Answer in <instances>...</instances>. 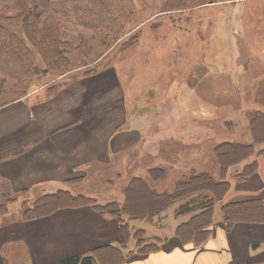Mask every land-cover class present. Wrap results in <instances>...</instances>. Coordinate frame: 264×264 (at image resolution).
Here are the masks:
<instances>
[{
	"label": "rangeland",
	"instance_id": "374dc122",
	"mask_svg": "<svg viewBox=\"0 0 264 264\" xmlns=\"http://www.w3.org/2000/svg\"><path fill=\"white\" fill-rule=\"evenodd\" d=\"M143 1L146 6L133 0L136 19L118 36L113 31L93 34L80 25L69 26L67 37L73 49L64 54L69 61L67 67L48 70L37 61L41 72L35 78L0 77L2 106L27 95L33 100L48 97L50 87L77 82L83 74L88 78L93 70H100V76L105 72L121 74L120 85L111 94L123 95L124 105L133 112L137 125L146 126L141 129L151 142L126 152L122 156L124 164L91 167L80 173L77 182L70 180L59 188L87 196L99 204L122 202L123 190L134 177L144 179L160 192H171L176 181L192 172L207 171L218 180L213 148L224 142L252 144L251 125L264 123H252L256 112L264 113V0L190 2L183 10L160 17L158 0ZM170 17L172 22L168 21ZM136 32L139 41L128 48ZM104 66L108 67L102 70ZM112 100L120 102L110 95L108 101ZM263 148L264 143L254 145L252 158L258 157ZM252 158L227 170V193L213 207L221 222L224 220L220 207L233 200L228 198L231 189L243 187L244 183L236 185L237 175L243 173ZM156 167L165 174L154 182L148 169ZM258 169L264 176V156L258 157ZM56 190L47 186L45 190L31 189L10 195L0 191V220L21 217L39 195ZM234 193L238 192L229 194ZM248 198L253 197L245 199ZM182 203L173 205L151 222H128L131 233L141 230L139 236L147 240L175 237L176 228L199 213L175 219L173 210ZM132 238L129 247L134 250Z\"/></svg>",
	"mask_w": 264,
	"mask_h": 264
},
{
	"label": "crops",
	"instance_id": "0c3cea01",
	"mask_svg": "<svg viewBox=\"0 0 264 264\" xmlns=\"http://www.w3.org/2000/svg\"><path fill=\"white\" fill-rule=\"evenodd\" d=\"M119 80V72L98 73L67 82L56 96L33 100L27 95L0 106V191L60 190L86 169L124 164L126 152L147 146L145 126L136 124L121 93L111 94ZM109 94L120 102L108 101ZM235 183L246 187L231 189L238 193L229 192V199L264 201L259 169L248 181ZM213 214L203 245L160 237L158 251L126 254L123 264H264V223H239L226 232L218 212ZM108 244L119 247L115 221L88 207L32 221L0 220V264H60Z\"/></svg>",
	"mask_w": 264,
	"mask_h": 264
},
{
	"label": "trees",
	"instance_id": "16d2710c",
	"mask_svg": "<svg viewBox=\"0 0 264 264\" xmlns=\"http://www.w3.org/2000/svg\"><path fill=\"white\" fill-rule=\"evenodd\" d=\"M138 1L142 6H146L143 0ZM197 1L211 3L213 0H158L157 15H170L174 11L183 10L190 2ZM0 8V77L20 80L37 77L41 72L37 61L48 70L55 71L69 65L64 55L73 49L67 37L69 26L80 25L93 34L113 31L118 36L128 30L137 16L133 0H0ZM172 20L170 17L168 21ZM130 41L128 48L138 43V32L131 36ZM81 43L84 46V42ZM106 67L108 66H104L102 70L107 69ZM99 72L100 70H93L87 76L91 77ZM61 86L50 87L48 97L59 94ZM256 115L252 123L264 122L263 112L258 111ZM251 126L252 144L224 142L213 148L212 155L219 171L218 180L207 171L192 172L188 177L176 181L171 192H160L144 179L134 177L127 182L123 190L122 202L111 201L105 204L94 202L87 196L73 194L70 190L60 189L39 195L32 205L22 212L21 219L32 221L51 216L59 210L88 207L97 215L115 221L119 247L103 245L88 255L65 258L60 264H123L126 262V254L152 253L158 251L162 243L161 238H141V230L140 236V231L132 234L128 222H151L162 212L183 201L173 210L175 219L195 211L199 213L176 228L175 238L185 245L199 247L208 241L215 203L220 202L227 193V170L246 158H252L254 145L264 143V123ZM231 152L237 154L235 160L224 161L232 158ZM261 156H264V148L258 152V157ZM258 157L246 163L243 173L237 175L238 182H245L256 174ZM164 174L165 171L160 167L148 169V176L154 182L163 178ZM79 178L72 179V182H77ZM220 210L224 230L227 232L239 223H264V201L255 197L233 199L222 204ZM132 237L135 238L134 250L129 247L133 241Z\"/></svg>",
	"mask_w": 264,
	"mask_h": 264
},
{
	"label": "bare ground",
	"instance_id": "6f19581e",
	"mask_svg": "<svg viewBox=\"0 0 264 264\" xmlns=\"http://www.w3.org/2000/svg\"><path fill=\"white\" fill-rule=\"evenodd\" d=\"M230 152V151H229ZM231 153H233V156H232V158L229 160V159H224V161H228V162H230V161H234L235 160V158L237 157V154L236 153H234V152H231ZM242 218H246V217H242ZM262 218V217H261ZM247 219H249V218H247ZM263 219V218H262Z\"/></svg>",
	"mask_w": 264,
	"mask_h": 264
},
{
	"label": "flooded vegetation",
	"instance_id": "af4514ba",
	"mask_svg": "<svg viewBox=\"0 0 264 264\" xmlns=\"http://www.w3.org/2000/svg\"><path fill=\"white\" fill-rule=\"evenodd\" d=\"M233 227H234V226H233ZM210 228H211V227H210ZM232 229H233V228H232ZM232 229H231V230H232ZM231 230H230V231H231ZM230 231H229V232H230ZM226 232H227V231H226ZM210 233H211V232H210ZM87 255H88V254H87Z\"/></svg>",
	"mask_w": 264,
	"mask_h": 264
}]
</instances>
